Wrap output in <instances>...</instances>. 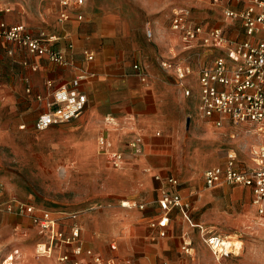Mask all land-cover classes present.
I'll list each match as a JSON object with an SVG mask.
<instances>
[{
	"label": "rangeland",
	"instance_id": "rangeland-1",
	"mask_svg": "<svg viewBox=\"0 0 264 264\" xmlns=\"http://www.w3.org/2000/svg\"><path fill=\"white\" fill-rule=\"evenodd\" d=\"M58 1L0 0V3L11 7L14 21L37 34L58 30ZM93 1L96 13L121 16L120 30L134 35L133 40L145 50L149 69L156 65L155 38L150 41L146 36L152 19L164 36H170L176 51V56L171 58L195 68L210 65L212 56L201 50H184L180 38L169 30L173 13L190 10L195 19L205 24L225 21L212 0ZM151 4H160V8L152 12ZM260 38L264 39V33ZM14 62L0 58L1 209L4 203L22 201L51 211L78 212L81 214L78 222L84 230V247L114 264H218L203 244L198 229L181 215L172 216L165 237L151 227L156 224L153 207L157 187L167 189L166 184L151 179L156 170L163 176L174 174L179 178L183 196L194 207L190 212L194 224H202L215 234L238 238L244 243L235 264H264V220L233 188L209 190L204 185V171L222 162L228 149L243 153L244 158L253 145L263 142V137L256 129L252 132L250 126L214 129L206 123L198 112L201 88L196 74L187 79L192 97L185 99L179 91L166 85L161 91L164 101L159 110L126 119L120 125L113 124V130L107 124L109 115L88 113L40 132L33 125L42 111L36 99L42 91L41 74ZM175 95L181 97L179 102L175 103ZM109 131L120 134L111 141L124 151L130 152L128 144L140 136L148 144L145 156L150 158L156 154L166 161L150 169L130 156L122 169L111 168L97 144L98 138L108 136ZM126 200H135L146 208L126 210L121 207V202ZM4 214L0 212V264H62L56 256L39 258L35 254V245L41 239L39 232L14 225ZM185 240L191 243L190 254L180 246ZM112 243L116 244V251L111 250ZM15 250L19 254L10 261ZM81 264L93 262L83 257Z\"/></svg>",
	"mask_w": 264,
	"mask_h": 264
},
{
	"label": "built area",
	"instance_id": "built-area-1",
	"mask_svg": "<svg viewBox=\"0 0 264 264\" xmlns=\"http://www.w3.org/2000/svg\"><path fill=\"white\" fill-rule=\"evenodd\" d=\"M218 5L227 26L207 27L195 19L190 10L182 9L173 13L170 29L183 43L187 50H201L214 58L210 65L195 68L187 62H177L175 59L162 60L160 66L170 72L183 90L184 96L190 98L193 91L187 79L197 75L201 88L198 112L206 123L214 129H224L228 126H250L252 132L257 130L263 137V142L253 145L252 149L242 157L241 152L228 149L222 163L209 167L204 171L205 188L216 189L221 186L229 188L240 187L250 192L251 206L260 219L264 220V0H212ZM86 0H59L60 23L69 21L72 12L78 21L84 17L78 10L85 6ZM234 4V6H233ZM12 15L9 5L0 3V52H4L11 59H15L17 51H25L33 58H45L50 63L61 67L73 66L67 51L56 47L59 37L45 31L34 34L29 27L20 22L8 23L6 17ZM240 25L244 38H231L229 29ZM149 40L154 38L150 28L146 30ZM258 39H255V38ZM74 46H68L72 51ZM83 55L87 63L95 59V54L85 50ZM25 68L36 72L37 63L21 62ZM134 71L143 83L148 82L149 75L142 64H135ZM96 78V74L88 69H80L69 82L55 86L49 80L46 83V96H37V101L44 106L34 123L36 131H46L54 127L65 125L80 118L86 111L89 97L82 90L83 85ZM31 90L29 89L28 92ZM25 126H22L24 128ZM251 132V133H252ZM99 151L108 165L115 169H122L128 158L145 156V143L142 137L130 141V152L115 149L108 137L98 138ZM157 181H162L159 175ZM166 183L170 191H164L156 201L159 215L152 228L158 229L161 237L168 233V227L174 212H178L200 232L203 244L210 250L218 264H235L244 248L237 249L227 236L215 234L202 224H194L190 212L194 208L192 203L179 192L181 186L177 176H169ZM0 207V212L16 217H29L32 224L43 236L35 245V254L39 258L51 259L56 256L62 264H81L83 257H88L93 264H114L110 260L94 253L92 249L84 247L83 226L78 221L80 213L51 211L32 203L10 201ZM126 210H145L146 205L135 200L121 202ZM112 251L117 250L115 243L110 245ZM182 250L190 254L191 243L183 242ZM19 254L15 250L10 261ZM58 254V256H57Z\"/></svg>",
	"mask_w": 264,
	"mask_h": 264
},
{
	"label": "crops",
	"instance_id": "crops-1",
	"mask_svg": "<svg viewBox=\"0 0 264 264\" xmlns=\"http://www.w3.org/2000/svg\"><path fill=\"white\" fill-rule=\"evenodd\" d=\"M142 3L143 1L141 4ZM146 6L150 7V5ZM93 7L94 1L86 0L85 6L78 10V13L82 14L84 17L83 21H78L75 17L76 13L72 12V17L69 21L60 23L58 21V1L56 9V23L58 24V30L47 32L49 34H55L59 37L56 47L63 51H67V55L73 62V66L67 68L61 67L50 63L45 58H33L25 51H17L15 59H11L4 52H0V58L2 57L14 60V63L26 70L29 69L21 65V62L23 61L37 63L39 65V69L36 72L41 74L43 85L42 91L36 95V98L39 95H47L48 89L46 83L49 80H51L57 87L73 79L80 69L86 68L89 71L95 73L96 78L86 83L82 87V90L86 92L89 97V102L84 114L88 115V113H92L99 115H109V123L107 124H109L110 130H113L114 128L113 124L120 125V123L126 119L129 121L130 118L135 119L138 115H145L146 113L150 114L152 113L153 109L159 110L162 102L164 101L161 91L162 89L164 90L166 85L172 86L175 90L179 91V93L185 99H187L184 96L183 90L178 86L176 78L170 72L164 71L160 66V62L162 60H169L172 59V56H176V51L172 41L170 40V36L163 35V32L159 26H156L155 19H152L147 26V28H150L154 33V49L156 58L155 67L153 66V69H149L146 65L147 62L145 50L133 40L135 38L134 35L130 31L120 30L121 16L115 13H96V11L93 10ZM151 7L153 12L160 8V4H151ZM6 20L10 24L18 23L14 21L13 14L6 17ZM205 25L207 27L227 26V23L224 21L219 22L216 25L211 23H206ZM169 30L171 29L169 28ZM229 34L231 38L238 40H242L244 38L242 28L238 24L229 29ZM71 44L74 46L72 51L68 50V46ZM85 50L91 51L95 54V59L90 63L86 62V59L83 55ZM209 54L212 56V58H214L215 55H212L211 53ZM165 56L166 58H164ZM205 61L209 62V58ZM137 63L144 65L146 68L149 75L147 83H143L134 71L133 66ZM174 98L175 103L181 100L180 96L175 95ZM41 110V113L45 110L42 104ZM128 129H130V127H128ZM115 135L120 137L118 132L113 133L111 131H109L107 137L115 149L123 150L121 147L115 145L111 141V138ZM146 148L148 152V144L145 142V151ZM138 161H140L144 167H150V169H154L153 167L161 166L166 160L163 157L155 154V156L150 158L149 155L144 156V159H138ZM128 162L129 161L127 160L126 164H128ZM152 174L153 175L151 179H153V181L158 184L161 183V185H167L166 190L165 187H157L158 200L164 191L171 190L169 185L166 183V178L173 176L174 174L163 176L161 172L156 170H153ZM156 175H159L162 178V181H157L155 179ZM181 186L179 188V192L183 196ZM222 187L224 186L218 188ZM233 190L237 193L239 198L246 199L247 202L251 203L252 196L248 190L240 187H235ZM153 209L156 213V217H154L156 220L160 212L157 204L153 207ZM174 214L179 213L174 212L173 215ZM4 215L9 216L10 221L15 223L14 225L24 228L29 227L32 230H37L38 233V229L32 224V221L29 217H16L9 214ZM42 239L43 236H41L40 240ZM180 246L182 248L183 243H181Z\"/></svg>",
	"mask_w": 264,
	"mask_h": 264
},
{
	"label": "bare ground",
	"instance_id": "bare-ground-1",
	"mask_svg": "<svg viewBox=\"0 0 264 264\" xmlns=\"http://www.w3.org/2000/svg\"><path fill=\"white\" fill-rule=\"evenodd\" d=\"M229 239L231 240L232 244L236 246L237 249L244 248V243L238 241V238L229 237Z\"/></svg>",
	"mask_w": 264,
	"mask_h": 264
}]
</instances>
